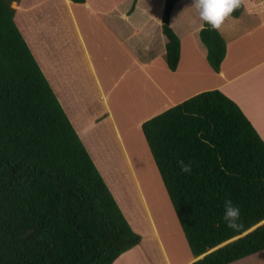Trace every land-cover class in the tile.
<instances>
[{"label": "trees", "instance_id": "1", "mask_svg": "<svg viewBox=\"0 0 264 264\" xmlns=\"http://www.w3.org/2000/svg\"><path fill=\"white\" fill-rule=\"evenodd\" d=\"M19 1L0 0V264H112L141 235L18 29ZM177 1L165 0L161 18L171 70L180 54L170 24ZM205 27L199 36L219 71L226 43ZM141 131L194 258L188 264H230L264 250V139L234 100L205 90L146 119ZM227 199L241 209L239 232L221 219Z\"/></svg>", "mask_w": 264, "mask_h": 264}, {"label": "crops", "instance_id": "2", "mask_svg": "<svg viewBox=\"0 0 264 264\" xmlns=\"http://www.w3.org/2000/svg\"><path fill=\"white\" fill-rule=\"evenodd\" d=\"M151 1L136 0L131 9L133 0H20L14 14L94 164L141 235L140 243L112 264L194 260L171 203L169 208L164 201L165 187L154 171L143 121L199 92L219 89L264 139V0H243L241 14L222 25L226 53L219 71L207 61L192 0H178L171 11L180 54L175 70L168 68L161 28L165 0L155 6ZM99 37L103 43L98 47ZM105 46L121 65L117 78L99 71L98 66H106L97 59Z\"/></svg>", "mask_w": 264, "mask_h": 264}, {"label": "clouds", "instance_id": "3", "mask_svg": "<svg viewBox=\"0 0 264 264\" xmlns=\"http://www.w3.org/2000/svg\"><path fill=\"white\" fill-rule=\"evenodd\" d=\"M242 3L243 0H192L191 6L196 10L198 19L201 21L197 31L209 30L205 27L208 25L211 30L220 32L226 19L231 17L241 7ZM177 163L184 173L191 172L190 164H185L184 161ZM221 219L224 226L234 232H239L244 228L241 220V209L234 205L231 199L225 200L224 213Z\"/></svg>", "mask_w": 264, "mask_h": 264}, {"label": "rangeland", "instance_id": "4", "mask_svg": "<svg viewBox=\"0 0 264 264\" xmlns=\"http://www.w3.org/2000/svg\"><path fill=\"white\" fill-rule=\"evenodd\" d=\"M157 2H158V0H152L151 1V5H153V6H155V5H157ZM46 25V24H45ZM101 38H103V35H101ZM106 38V37H105ZM103 42L101 41V39H100V37H99V42H98V47L99 46H101V44H102ZM108 53H109V57L107 58V55H108ZM112 53V49H109V47H104L103 49H102V52L100 53V55L99 56H97V59L99 60L100 59V61H99V63L100 64H105L106 66H98V68H99V71H100V73H103V74H106V73H108V74H112L113 76H114V78H117L118 77V74H120L121 73V65H119V64H117V61H115V56L114 55H112L111 54ZM141 54H142V56L143 57H146L147 55H146V53L145 52H141ZM100 57H102V58H100ZM109 63H112V64H110L109 66H108V64ZM210 65V64H209ZM119 87H117V88H115V91L118 89ZM151 159H152V157H151ZM152 161V163H153V168H154V171L156 172V173H158V175H159V172H158V170H157V168H156V166H155V164H154V161H153V159L151 160ZM156 169V170H155ZM153 171L151 170V169H149V175H151V173H152ZM155 177V174H153V175H151V178L153 179ZM159 178L161 179V177H160V175H159ZM156 181H158L159 182V179L157 180V178H156ZM161 182H162V180H161ZM163 183V182H162ZM155 191H157V188H153V193H155ZM163 191H164V195L166 196V197H164V201L166 200V203H168L169 204V208H170V200H169V197H168V195H167V192H166V190H165V188L163 189ZM161 202H162V204H161ZM156 203H157V205H158V203H159V205H158V207H163V200L162 199H160V196H157V199H156ZM154 204V203H153ZM172 206V205H171ZM181 233H182V230H181ZM182 235H183V233H182ZM183 239H184V244H185V246L187 247L188 245H187V242H186V239H185V237H184V235H183ZM189 253L191 254V252H190V250H189ZM134 262H132L131 264H133ZM230 264H264V250H262V251H259V252H257V253H254V254H252V255H249V256H247V257H244V258H241V259H239V260H237V261H234V262H232V263H230Z\"/></svg>", "mask_w": 264, "mask_h": 264}]
</instances>
